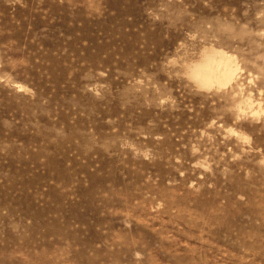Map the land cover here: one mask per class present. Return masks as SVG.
<instances>
[{
    "label": "rangeland",
    "instance_id": "1",
    "mask_svg": "<svg viewBox=\"0 0 264 264\" xmlns=\"http://www.w3.org/2000/svg\"><path fill=\"white\" fill-rule=\"evenodd\" d=\"M0 264H264V0H0Z\"/></svg>",
    "mask_w": 264,
    "mask_h": 264
}]
</instances>
